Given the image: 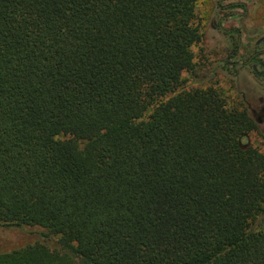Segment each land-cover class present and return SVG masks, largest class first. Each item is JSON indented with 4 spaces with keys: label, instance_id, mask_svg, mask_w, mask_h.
<instances>
[{
    "label": "trees",
    "instance_id": "trees-1",
    "mask_svg": "<svg viewBox=\"0 0 264 264\" xmlns=\"http://www.w3.org/2000/svg\"><path fill=\"white\" fill-rule=\"evenodd\" d=\"M198 1L0 0V227L43 229L0 264H264L263 118L184 86Z\"/></svg>",
    "mask_w": 264,
    "mask_h": 264
},
{
    "label": "rangeland",
    "instance_id": "rangeland-1",
    "mask_svg": "<svg viewBox=\"0 0 264 264\" xmlns=\"http://www.w3.org/2000/svg\"><path fill=\"white\" fill-rule=\"evenodd\" d=\"M234 1L244 2L247 10L239 7L221 9L218 7L219 0L197 2L203 38L200 44L193 47L196 73H184V86L187 89L219 88L226 96L229 107L244 109L252 116L261 115L263 122L259 129L250 133L242 143L264 153V0H225L222 4ZM232 9L237 13L227 17L223 26L236 28L240 37L235 32L223 33L217 26L218 19ZM236 43L237 54L228 61L227 57ZM252 55L256 56L248 61ZM42 232L43 229L37 226L0 227V254L40 241ZM52 244L49 242V245Z\"/></svg>",
    "mask_w": 264,
    "mask_h": 264
},
{
    "label": "flooded vegetation",
    "instance_id": "flooded-vegetation-1",
    "mask_svg": "<svg viewBox=\"0 0 264 264\" xmlns=\"http://www.w3.org/2000/svg\"><path fill=\"white\" fill-rule=\"evenodd\" d=\"M225 0H219V2H218V7L219 8H221V9H224V8H228V7H239V8H242L244 11H246L247 10V6H246V4L244 3V2H242V1H234V2H229L228 4H222L223 2H224ZM237 12H236V10L235 9H232L231 10V12H229L227 15H224V16H222V17H220L219 19H218V22H217V26H218V29L220 30V31H224V30H228V31H231V30H236V28H234V27H232V28H226L225 26H223V23H224V21L226 20V18L227 17H230V15H233V14H236ZM239 15H241V14H239ZM238 34H239V32H238ZM239 37H240V34H239ZM239 40H240V38H239ZM238 40V41H239ZM237 45H238V43H237ZM237 49H238V46H237ZM237 54V53H236ZM236 56V55H235ZM234 56V57H235ZM256 56V55H255ZM255 56H251L249 59H248V61H252V59L255 57ZM233 57V58H234ZM227 60L229 61V58L227 57ZM229 64H231V65H233V62H229ZM237 64V63H236Z\"/></svg>",
    "mask_w": 264,
    "mask_h": 264
}]
</instances>
